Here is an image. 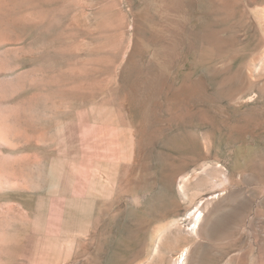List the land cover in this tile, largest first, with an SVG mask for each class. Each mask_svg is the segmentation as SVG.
Wrapping results in <instances>:
<instances>
[{"label": "rangeland", "instance_id": "1", "mask_svg": "<svg viewBox=\"0 0 264 264\" xmlns=\"http://www.w3.org/2000/svg\"><path fill=\"white\" fill-rule=\"evenodd\" d=\"M184 258L264 264V0H0V264Z\"/></svg>", "mask_w": 264, "mask_h": 264}, {"label": "bare ground", "instance_id": "2", "mask_svg": "<svg viewBox=\"0 0 264 264\" xmlns=\"http://www.w3.org/2000/svg\"><path fill=\"white\" fill-rule=\"evenodd\" d=\"M201 217H202V216H199V217L197 218V220H196V224L200 221ZM181 257H182V256H181ZM185 259H186V258H184V259H182V260L180 259L179 262H178V264H185Z\"/></svg>", "mask_w": 264, "mask_h": 264}]
</instances>
